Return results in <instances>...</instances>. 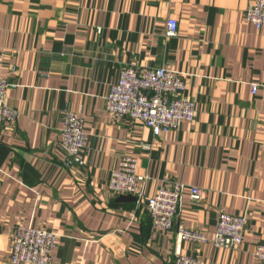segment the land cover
<instances>
[{"label":"crops","instance_id":"1","mask_svg":"<svg viewBox=\"0 0 264 264\" xmlns=\"http://www.w3.org/2000/svg\"><path fill=\"white\" fill-rule=\"evenodd\" d=\"M252 1L0 0V78L18 113L13 126L0 125V264L17 227L52 230L55 264H171L176 226L154 230L143 204L108 189L123 156L148 178L146 198L182 184L187 228L211 238L219 213L246 215L239 247L184 241L182 254L261 264L264 28L247 20ZM128 65L180 73L195 119L154 138L141 121L108 113L110 86ZM68 112L83 119L88 143L66 165L59 137ZM191 187L206 191L202 204Z\"/></svg>","mask_w":264,"mask_h":264},{"label":"built area","instance_id":"2","mask_svg":"<svg viewBox=\"0 0 264 264\" xmlns=\"http://www.w3.org/2000/svg\"><path fill=\"white\" fill-rule=\"evenodd\" d=\"M246 17L256 29L264 28V0H253L248 4ZM100 31V28H98ZM177 34V23L173 18L166 22L165 36ZM11 84L0 78V125L11 127L18 113L6 104V92ZM258 85H251L255 94ZM105 110L114 117L137 119L147 127L154 138L176 129L183 121L191 122L196 117L194 102L185 94L184 77L164 67L147 68L125 66L120 69L117 81L111 84L105 101ZM88 143L84 121L73 113L63 117L59 144L65 155V164L74 158ZM137 159L123 156L111 171L108 189L116 195H131L137 204H143L154 230L176 226L175 249L171 264H213L182 254L180 245L184 241L195 244L211 243L216 248H237L247 229V217L219 213L215 231L211 238L196 229L187 228L180 220L182 184L175 181L162 185L156 193L146 198L143 185L146 176L138 175ZM206 191L191 187L190 200L202 204ZM56 234L49 229L17 227L12 240L8 264H55L53 251ZM254 257L264 264V237L257 244Z\"/></svg>","mask_w":264,"mask_h":264}]
</instances>
